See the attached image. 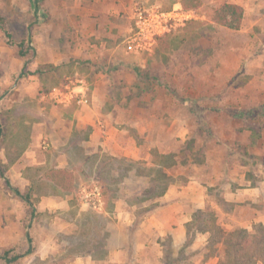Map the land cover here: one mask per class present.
<instances>
[{"label":"rangeland","instance_id":"374dc122","mask_svg":"<svg viewBox=\"0 0 264 264\" xmlns=\"http://www.w3.org/2000/svg\"><path fill=\"white\" fill-rule=\"evenodd\" d=\"M239 1L246 8L241 33L213 21L215 11L223 4H233L234 0H201L200 6L191 9L193 17L189 20L197 21L199 25L186 29L189 21L183 25L178 20L172 22L170 31L160 36L170 38L168 51H157L155 42L150 51H138L137 59L129 63L132 68L142 65L139 71H135L137 76L131 93L136 98L145 96L144 113L135 114L133 128L124 126L138 144L145 142L139 130L145 131L149 145L148 161L99 154L89 160L90 170L79 169L73 171L71 177L67 176L64 184L67 190L61 191L46 183L43 166H30L26 172L16 168L10 171L20 155L18 153L27 148L30 138L26 137V132L17 134L10 128L5 130L0 143V161L4 162L9 180L21 189L27 187L20 180H30L33 194L47 195L49 200V195L64 192L71 196L69 211L47 212L37 220L36 243L42 248L52 242L55 248L52 257L45 261L31 258L21 264L60 263L77 250H68L61 255L59 246L68 243L76 248L94 240L107 220L96 215L79 216L81 200L99 208L100 204L105 206L117 198L120 189L123 193L130 192L132 196L128 198V204L134 208L137 223L143 219L146 210L154 206L146 204L148 200L154 199L165 187L166 192L169 186L184 185L189 181V173L196 175L212 202L224 212L219 213L210 203L204 209H197L191 213L189 221H193L196 212H204L197 215L201 219L197 230L210 228V211L214 212L215 222L224 232L245 229L253 233L254 227L264 226V114L260 111L264 110V0ZM177 2L181 0H40L36 12L33 0H0V18L14 41L25 40L32 31L40 54L54 59L62 48L74 47L84 38L94 39V32L99 28L108 31L111 22H124L130 15L128 42L135 31V16L139 10L157 8L167 12L173 10ZM256 20L260 22L253 25ZM35 55L29 49L26 58L34 59ZM74 66L69 62L43 74L44 85L37 90L35 97L26 95L17 107L7 110L8 114L16 110L17 114L33 121H47L49 127L50 122H56L62 113L66 116L65 107L52 99L50 88L71 81ZM19 83L15 80L10 89L0 91V100L6 99L10 104L13 100L18 101L14 88ZM233 109L245 115L234 117L229 113ZM3 114L6 116L5 112ZM47 128L34 146L37 152L50 156L56 151L51 144L54 137L47 135L54 132ZM244 132L249 134L247 147L241 145L238 137ZM156 144L166 153H160ZM252 148L258 153L252 154L249 150ZM94 165L96 169L93 171ZM18 173H22L21 176ZM244 174L251 181L249 184L241 179ZM33 180L37 183L31 184ZM231 180L232 184H229ZM226 184L231 185L228 198L238 201H225ZM96 192H99V198ZM1 195L5 210L26 216V205L11 198L0 177ZM245 207L250 209L249 213L242 212ZM62 220L71 226L63 228ZM11 230H15L16 237L17 228ZM18 230L21 233V228ZM256 232L261 234L260 230ZM219 239L217 235L214 240L208 233L196 232L189 244L193 243L195 247L185 250L187 245L184 244L178 255L165 257V260L169 264H187L192 260L217 264L225 252V245ZM170 241L169 237L162 240L165 255L171 254Z\"/></svg>","mask_w":264,"mask_h":264},{"label":"crops","instance_id":"0c3cea01","mask_svg":"<svg viewBox=\"0 0 264 264\" xmlns=\"http://www.w3.org/2000/svg\"><path fill=\"white\" fill-rule=\"evenodd\" d=\"M233 4L240 5L244 9L243 25L245 23V5L239 0H234ZM176 8L183 9L180 2L174 4L173 9ZM259 22V20L254 21L253 25H257ZM130 31L131 16L129 15L124 22H111L108 31L99 28L94 32V39L84 38L73 45L74 47L68 45L66 49L62 48V52L54 59H50L47 54H40L41 51L34 44L32 31V43L30 45L32 49L30 50L35 51L36 55L34 59L33 57H20L17 47H10L6 43L3 33L0 31V91L10 89L15 80H19L20 82L14 88V95L18 96V101L15 102L13 100L10 104L6 99L0 100V124L3 137L6 132L5 130L10 128L13 130V133L22 134L26 132V137L30 138L27 148L18 153L20 155L12 165L10 171H14L16 168L18 171L26 172V169L30 166H43L45 168L44 180L46 183H51L50 185H54L61 191H66L65 187L55 184L47 176L49 170H66L70 174L73 171H79V169L90 170V166L88 165L89 160L102 153L113 158L149 160L148 137L145 131L139 130L140 132L138 133H141V137H144L145 142L138 144L125 127L133 128L132 123L134 116H136L135 114L144 113L143 101L145 99L144 95L136 98L131 93L133 90V80L137 76L135 71H139L138 68H142V65L137 66L138 68L129 66V63L131 64L133 60L137 59L138 56L136 54L139 53L133 52L132 47L127 42V36ZM242 31L239 29L234 32L241 33ZM30 59L31 61H29ZM24 62H27L25 71L28 74L20 77L19 74L23 69ZM69 62H73L75 65L73 68L74 72L71 71L70 74L73 78L66 84L61 83L60 85H63L61 86L63 88L69 84L70 89L75 95H85L88 99L87 104H78L77 98H73L70 102L63 105L66 109L65 111H67V115L64 116L63 113L59 115V119L56 122H50V127L47 121H33L31 118L17 114L16 110H13L11 115L8 114L7 110L17 107L26 95L29 98L35 97L37 90L44 85L42 77L34 74L39 65L53 64L58 68L60 65ZM77 66L79 67L77 68ZM238 68L239 64L235 68L236 71ZM45 85L49 86L47 83ZM59 86L50 88L51 96L54 92L63 90ZM18 91L19 94H17ZM236 110H230L229 113L233 115L239 112ZM262 111L261 113L264 114V110ZM3 112L6 113V116ZM46 128H50V132H54L47 135L54 137L51 144L56 152H53L50 156L37 152L34 146ZM238 137L241 145L247 147L250 142L249 134L247 132L240 133ZM158 150L160 153H166L160 149V146ZM249 150L252 154L258 153L255 148ZM174 151L172 150L171 152ZM1 163L3 165L4 162ZM153 167H155L154 164ZM95 169L96 165L93 166V171ZM163 170L165 171V169ZM21 174L18 173V176H21ZM245 175H242L243 178L241 179L249 184L251 181H248ZM5 177L9 180L6 176V171ZM187 177L189 181L184 185L178 186L175 184L169 186L163 195L148 200L146 204L151 203L154 206L146 210L143 219L137 221V223L134 208L128 204V198L132 196L130 192L125 191L123 193V190L120 189L117 198H113L107 202V206H103V203L100 204L99 208L91 207L87 202H82L81 200L78 209L79 216L96 215L95 217H103L107 222L103 230H98L95 234L94 240L76 248L69 246L68 243L59 246L61 255L68 250H77V253H72L70 257L60 263L166 264V248L162 240L164 237H169L171 240L170 256L174 257L178 255L180 249L186 243V223L190 221L191 213L197 209H204L210 203V205L215 206L219 213L224 214L222 209L212 202L206 193V187L201 184L196 175L189 173ZM20 181L27 188L21 189L9 180L10 184L22 193L28 190L31 191L32 198L37 206V212L39 213L38 218L47 212L51 213L58 210L61 212L69 211L71 200L69 193L66 194L64 192L61 195H49L51 198L49 200L47 195L35 196L33 194L30 189V180L21 179ZM36 183L37 180L31 182V184ZM229 184H232V180ZM224 186L227 188L225 201H238L234 200V198H228L229 193L231 194V185L226 184ZM251 194L254 193L252 192ZM11 198L15 197L11 195ZM17 201L21 202L18 199ZM242 212L249 213L250 209L245 207ZM254 212H251L253 219L256 218L255 214H253ZM27 218V206L26 216H22L19 213L14 214L13 211L4 209V199L2 195L0 196V255L13 246L24 244ZM37 220L32 230L35 250L32 254L15 264L24 263L31 258L38 257L40 260L45 261L52 257L55 249L52 242L45 244L42 248L36 243ZM62 224L63 228L71 226V223L63 220ZM12 228H17L16 232L18 235L16 237H14L15 230H11ZM19 228H21V233L18 230ZM207 239L208 236L206 237ZM193 247L195 245L192 243L191 245H187L185 250ZM187 264H201V262L200 260H192Z\"/></svg>","mask_w":264,"mask_h":264},{"label":"trees","instance_id":"16d2710c","mask_svg":"<svg viewBox=\"0 0 264 264\" xmlns=\"http://www.w3.org/2000/svg\"><path fill=\"white\" fill-rule=\"evenodd\" d=\"M40 0H33L35 5L36 12L38 10ZM181 5L186 10L195 9L201 4V0H181ZM244 18V9L240 5L226 3L223 4L220 8H218L213 16V21L226 29L229 30H239ZM3 21L0 18V31L3 33L6 43L10 47H17L18 54L20 57H26L29 49H31L30 45L32 43L31 39V31L28 32L25 40L17 42L12 39L11 33L5 28V26L1 23ZM200 23L197 21H189L186 24V29L191 25H199ZM171 47V40L168 36L160 37L156 41V50L161 52H166ZM35 51L33 50V54ZM27 62H24L23 69L19 74L20 77H23L28 74L25 71ZM57 69L53 64H43L39 65L35 70L34 74L42 76L45 73L55 71ZM137 71V70H136ZM261 109L260 111H262ZM244 112H237L233 114L234 117H243ZM3 139V131L0 124V143ZM5 168L0 162V177L4 179L6 187L8 188L10 194L16 199L20 200L27 206L28 218L26 219L25 228V242L22 245L13 246L7 250H5L2 255H0V264H15L19 260L24 257L32 254L35 250L34 246V237L32 234V230L37 220L39 213L37 212V206L35 201L32 198V193L28 190L25 193H22L17 188L12 186L9 180L5 177ZM47 176L57 185L64 186L65 178L70 176V173L66 170H49L47 172ZM166 187L157 194V196H161L165 193ZM210 228L207 230H197L198 224L200 222V218H197V215H203L204 212L198 211L193 216V221L187 223L186 225V234L187 239L185 245H189L194 239L196 232L208 233L210 239L215 240V236H219L218 240L220 243L225 245V252L222 259H219L217 264H264V226L259 225L258 227L253 228V233H249L245 229H238L233 232H224L222 231L215 222V214L213 211H210ZM195 218V219H194ZM256 230H260L261 234L257 235ZM218 243V242H216ZM170 254L165 255L166 258H169ZM169 261L166 259V264ZM55 264H63V263H55Z\"/></svg>","mask_w":264,"mask_h":264},{"label":"built area","instance_id":"2783aa9c","mask_svg":"<svg viewBox=\"0 0 264 264\" xmlns=\"http://www.w3.org/2000/svg\"><path fill=\"white\" fill-rule=\"evenodd\" d=\"M191 10H183L180 8L173 9L167 12H161L157 8L141 9L135 16V31L129 38L128 43L132 49L138 51H150L155 45L156 39L172 28V22H178L183 25L193 17ZM63 90L56 91L52 94V99L57 104H67L73 98H77L78 104H87L88 99L83 94L75 95L67 84ZM97 197H100L99 192H96Z\"/></svg>","mask_w":264,"mask_h":264}]
</instances>
